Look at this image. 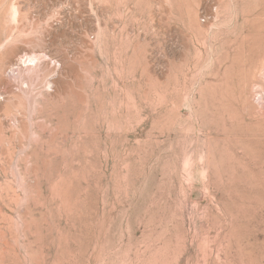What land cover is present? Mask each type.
<instances>
[{
  "label": "rangeland",
  "instance_id": "obj_1",
  "mask_svg": "<svg viewBox=\"0 0 264 264\" xmlns=\"http://www.w3.org/2000/svg\"><path fill=\"white\" fill-rule=\"evenodd\" d=\"M263 66L264 0H0V264H264Z\"/></svg>",
  "mask_w": 264,
  "mask_h": 264
},
{
  "label": "bare ground",
  "instance_id": "obj_2",
  "mask_svg": "<svg viewBox=\"0 0 264 264\" xmlns=\"http://www.w3.org/2000/svg\"><path fill=\"white\" fill-rule=\"evenodd\" d=\"M25 64V62H22L20 65H24ZM36 71V65H33V66H28V65H24L23 66V70H22V72H21V74H20V82H22V84H23V86L25 85V88H22L21 87V92L22 93H25L26 92V90L28 89V86H27V84H26V82H28V81H31L28 77H26V73H28V72H35ZM258 73V72H257ZM258 75L259 76H257L260 80H262V81H264V66L259 70V73H258ZM256 77V78H257ZM258 78H257V80H258ZM256 80V81H257ZM258 82V81H257ZM256 84V83H255ZM255 84H254V86H255ZM258 84V83H257ZM260 85H261V83H259ZM258 86L257 85V89H255L254 87H252V89L254 88L255 89V92H261V89H262V86ZM264 85V84H263ZM254 89H253V92H254ZM259 89H260V91H259ZM252 92V93H253ZM263 92V91H262ZM261 92V93H262ZM259 94V93H258ZM257 95V94H256ZM263 95V94H262ZM254 96L252 95V98H253ZM251 98V99H252ZM264 98V97H263ZM254 100V99H253ZM254 103V102H253ZM260 103V102H259ZM258 103V104H259ZM257 105V104H256ZM255 105V106H256ZM262 106V105H261ZM259 108V107H258ZM262 108V107H261ZM261 110V109H260Z\"/></svg>",
  "mask_w": 264,
  "mask_h": 264
}]
</instances>
